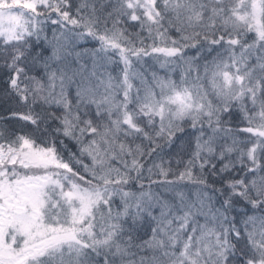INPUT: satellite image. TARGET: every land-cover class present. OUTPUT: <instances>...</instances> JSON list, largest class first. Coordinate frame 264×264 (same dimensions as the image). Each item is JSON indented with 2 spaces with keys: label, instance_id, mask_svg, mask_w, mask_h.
Listing matches in <instances>:
<instances>
[{
  "label": "snow or ice",
  "instance_id": "1",
  "mask_svg": "<svg viewBox=\"0 0 264 264\" xmlns=\"http://www.w3.org/2000/svg\"><path fill=\"white\" fill-rule=\"evenodd\" d=\"M0 264H264V0H0Z\"/></svg>",
  "mask_w": 264,
  "mask_h": 264
}]
</instances>
